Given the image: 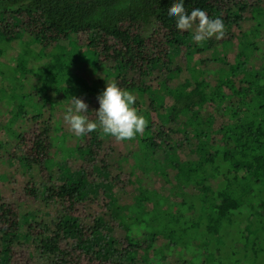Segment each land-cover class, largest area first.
Listing matches in <instances>:
<instances>
[{
	"label": "trees",
	"instance_id": "obj_1",
	"mask_svg": "<svg viewBox=\"0 0 264 264\" xmlns=\"http://www.w3.org/2000/svg\"><path fill=\"white\" fill-rule=\"evenodd\" d=\"M232 1L243 4L238 15L252 7L257 15L264 11V0H184V6L189 14L197 8L219 14ZM175 2L0 0V103L11 118L6 125L0 119V133L24 144L26 129L37 128L32 163L60 158L61 127L52 121L65 114L71 96L83 98L85 115L96 119L105 84L75 76V64L98 71L104 64L120 67L122 89L149 97L147 114L137 108L149 117L147 127L127 141L146 147L132 167L105 162V134L97 129L82 136H94L90 142L99 145L94 154L92 144L85 148L91 158L85 166L72 171L61 161L62 186L42 194L28 188L30 199L41 197L48 206L69 203L62 218L47 220L40 210L23 216L0 200V235L9 246H26L51 264H138L149 252L172 256L173 264H250L251 257L264 256V82L253 66L264 52L256 59L242 52L237 75L205 68L204 51L188 46L191 30H178L168 15ZM231 16L227 9L226 24ZM24 33L40 44L45 59L32 81L25 77L34 50ZM80 35L88 36L86 44L66 45ZM214 42L207 49L216 50L214 63L224 64L227 52L220 54ZM12 54L16 66L9 75L2 59ZM173 54L188 76L181 83L170 77ZM129 183L137 194L124 216L113 191ZM78 203L92 207L91 226ZM182 252L186 261L179 260ZM13 257L11 248L0 252V264H13Z\"/></svg>",
	"mask_w": 264,
	"mask_h": 264
},
{
	"label": "rangeland",
	"instance_id": "obj_2",
	"mask_svg": "<svg viewBox=\"0 0 264 264\" xmlns=\"http://www.w3.org/2000/svg\"><path fill=\"white\" fill-rule=\"evenodd\" d=\"M245 4H247V1ZM237 5L242 6L243 4L238 1L228 2L221 6L222 12L219 14L218 12L208 14L209 17L213 19L220 17L223 18L226 34L222 40H216L215 37H212L205 39L198 44L193 39V30H191L190 41L188 42V46L192 49L200 48L202 49V52L204 51L200 55L205 62V68H209V70L215 69L217 71H222L227 73L229 76L238 74L239 65L237 62L244 58L242 52L251 55V57L255 59L261 56L260 53L264 52V29H261L260 31L255 30V28H258L259 24H262L260 28H264V11L261 15H257L255 13V8L252 7L250 9H245L238 15ZM262 6L264 7V2ZM227 9H230L232 14L229 24H226L225 21ZM237 16H239L238 19H236ZM21 38L26 44H29L28 46L32 50H34V55L32 54V58H30L27 76L25 77L27 81H32L34 80L35 73L40 69V66L43 65L45 61L44 54L41 51L39 52L40 44L35 41L32 42L30 35L24 33L21 35ZM87 40L88 36L86 35L72 36L66 41V45L71 49L79 48ZM210 40L215 41L214 44L220 54L225 55L227 52L224 64L214 63L216 50L207 49V45L209 46ZM228 40L231 41L227 42ZM246 46L248 47L246 48ZM256 48H258V52L257 50L255 51ZM193 52L196 54V51H192V53ZM177 57L173 54V60L169 63V68L172 71L170 77L175 79L176 82L181 83L188 76L182 72L183 70L179 65V58ZM260 58L261 59H258V62L254 63L253 66L254 68L255 65L257 66L256 70L260 74L261 79L263 78L262 80L264 82V57L261 56ZM71 61L72 60H69V62ZM2 62L6 66L4 67V72L9 75H13L14 67L16 66L15 55L12 54L5 57L2 59ZM75 66V68L73 67L75 69V76L84 77L89 81H93L95 79L102 80L105 84L104 88L106 87V82L110 80H115L121 88L125 86L124 71L120 67L112 64H104L98 71L91 68L89 64L80 66L75 64ZM212 78H214V76H212ZM208 79L211 80L210 78ZM1 82L2 77L0 75V83ZM131 92L136 95V103L134 106L136 108H141V110L147 114L148 112L146 110L148 108L149 97L138 93L135 90ZM146 114L145 118L149 119ZM63 116V112H58L56 113L54 121H52L54 126L58 127L60 125L61 127L59 135L61 140L60 145L63 146V151L58 161L54 160V162L49 161L42 164L32 163L30 155L34 147L33 141L38 134L37 128L35 127H29L26 129V134L23 135L24 144H20V142L16 139H10L4 131L3 133H0V200L5 204L17 206L23 216L40 210L48 216L47 220L56 221L62 218L69 206V203L66 204L63 202H56L55 204H50L48 206L44 203L41 197L38 200L30 199L28 197L27 190L28 188L34 187L36 190H40L42 194L43 190H46L50 185L62 186L64 182L59 180L61 176L59 173H61L60 170L62 166L60 163L61 161L64 162L63 159H65L72 171L79 170L82 166H85L86 162L91 160V158H88V151L85 150V148L92 144V142H90V138H93L94 136L89 135L88 138L77 137L69 130V126L64 122ZM0 119L5 125L6 123L8 124L11 119L7 113V106L4 103H0ZM154 121V130L156 131V119ZM16 123L19 126V123ZM67 134L72 136L73 143L71 142L70 144L67 142V139L65 138ZM102 139V142L104 141L103 149L105 162L111 163L114 166L122 165L126 169H129L135 164L136 159L141 158L146 152V147L143 146V144L131 146L127 141L118 142L114 138L107 135H104ZM98 146L97 142L96 144H92L93 154L98 151ZM113 192L115 193L114 201H117L119 204L118 206L122 208V212L124 213L123 215H127L128 209L132 206L137 194L135 185L133 183H129L124 186H119L115 188ZM76 207L79 209L82 216L87 219V224L91 226L93 224L91 215L94 213L92 207L86 203H78L76 204ZM237 227H235V229ZM8 248H11L14 255L13 264H51L44 259L38 258V256L33 254V252L26 246H9L6 239L0 235V252L8 250ZM144 253V251H141L137 255L136 259L139 256L144 255ZM149 254L150 256L147 258H140L136 262H138V264H173L172 256L166 257L165 259H159L151 252H149ZM183 254L184 253L182 252V255L179 256V260L186 261L185 259L187 258L184 256L185 254ZM189 255H194L193 249L190 250ZM263 260V255H261L259 259L253 256L249 260V263L264 264Z\"/></svg>",
	"mask_w": 264,
	"mask_h": 264
},
{
	"label": "clouds",
	"instance_id": "obj_3",
	"mask_svg": "<svg viewBox=\"0 0 264 264\" xmlns=\"http://www.w3.org/2000/svg\"><path fill=\"white\" fill-rule=\"evenodd\" d=\"M184 0H176L168 8V15L176 18V27L180 31L193 30V39L199 44L205 39L215 37L222 40L226 34L224 22L220 18H210L202 9L186 11ZM99 103L95 111L96 119L89 118L88 105L82 98L71 96L63 116L69 130L77 137H82L99 129L103 134L118 142L131 141L138 134H143L147 119L134 106L136 95L119 87L115 80L106 82V87L97 96Z\"/></svg>",
	"mask_w": 264,
	"mask_h": 264
}]
</instances>
